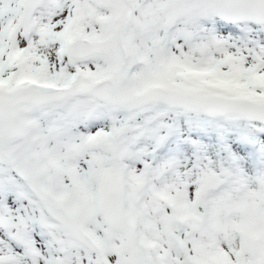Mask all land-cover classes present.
I'll return each mask as SVG.
<instances>
[{
	"label": "snow or ice",
	"instance_id": "1",
	"mask_svg": "<svg viewBox=\"0 0 264 264\" xmlns=\"http://www.w3.org/2000/svg\"><path fill=\"white\" fill-rule=\"evenodd\" d=\"M0 264H264V0H0Z\"/></svg>",
	"mask_w": 264,
	"mask_h": 264
}]
</instances>
